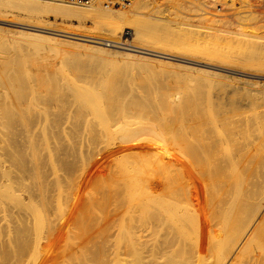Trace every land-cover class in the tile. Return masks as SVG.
Wrapping results in <instances>:
<instances>
[{
    "label": "bare ground",
    "instance_id": "bare-ground-1",
    "mask_svg": "<svg viewBox=\"0 0 264 264\" xmlns=\"http://www.w3.org/2000/svg\"><path fill=\"white\" fill-rule=\"evenodd\" d=\"M246 2L249 0H241L242 5ZM138 8L110 10L100 5L79 7L52 1L0 0V22L21 28L14 32L19 37L13 39V45L5 41L0 46L4 64L0 72V126L14 127L10 125L19 117L15 107H20L17 104L24 103L32 90L29 62L64 54L69 58L67 65L78 69L84 66L80 57L70 59L74 53L70 52V57L69 51L61 49L62 45L89 52L90 62L97 65L114 63L112 56L123 57L124 61L112 67L116 79H123L136 67L149 74L151 71L147 70L153 69L145 65V60H141L144 65L131 64L140 58L163 61L178 57L166 45L171 30L166 27L162 31L157 20L144 16ZM243 8L239 6V10ZM248 12L243 9L233 14L241 24L236 34L242 37L260 16L256 19L251 16L252 11ZM49 16L60 22L48 24L44 18ZM126 30L135 44L131 48L117 44ZM256 38L259 64L264 66V34L259 33ZM179 57L200 62L198 58ZM208 64L224 71L257 75L228 68L226 64ZM145 76L143 83L149 90L157 87V96L141 103L140 109L130 116L129 107L121 102L123 86L107 81L97 90L70 87L80 116L85 119V115L93 113L112 139L108 146L110 168L119 173L125 184L126 203L114 217L112 264H264V114L256 111L257 96L249 91L245 94L248 100L228 96L232 100L224 101L212 98V94L207 98L198 93L169 94L161 81ZM9 90L17 104L9 102ZM53 90L51 97L65 101L57 84H53ZM181 91L188 89L183 87ZM43 103H47V98ZM34 124V118L25 122L18 135H33ZM2 135L1 132L0 190L13 188V208L17 209L13 214L22 218L24 227L17 229L14 236L0 238V264H90L95 254L79 255L78 247H71L61 234L78 213L77 203L73 205L59 195V213L47 219L45 211L52 208L45 193H51V189L41 174V153L37 146H31V158L26 160L25 154L14 151L12 142H4ZM14 169L19 177L15 188L10 178ZM30 169L35 176L28 183L24 178ZM52 169L54 174L59 171L55 165ZM53 182L54 188L60 186L59 178ZM37 194L42 199L38 206L34 203ZM25 201L43 227H48L46 237L30 236L31 215L20 210L27 206Z\"/></svg>",
    "mask_w": 264,
    "mask_h": 264
},
{
    "label": "rangeland",
    "instance_id": "rangeland-1",
    "mask_svg": "<svg viewBox=\"0 0 264 264\" xmlns=\"http://www.w3.org/2000/svg\"><path fill=\"white\" fill-rule=\"evenodd\" d=\"M210 1L137 0L128 9L136 10V7H139L138 12L150 19L157 20L156 22L162 31L166 27L171 30L172 34L168 37L166 45L178 57L161 59L163 61L140 58L131 64H135V67L138 66L137 64L144 65V61L141 60H145V65H150L148 66L149 69H153L147 70V72L151 71L149 74L144 71L146 76H152L153 79L161 81L165 87L164 90H167L169 94L180 92V95L184 96L185 93L186 95L198 93L204 95V98L212 94L211 97L215 98L216 96V100L229 101L232 100V97L236 100H248V95L245 94L250 91L257 96L256 111L263 115L264 66L259 64L256 36L259 33L264 34V0H260L261 2L249 0V3L246 2L244 5H242L241 0H228L229 3L223 1L225 9L222 1L213 0L212 2H216L214 4ZM244 1L242 0V2ZM238 2L240 3L238 4ZM207 3L212 4H210L211 6L205 5ZM239 6L240 8L246 7L243 8L245 12H248L247 8H250L248 14L252 11L251 16L256 17V19L260 15L258 20H254L252 27L247 29L243 37L236 34L237 30L240 29L238 26L241 24L239 18L233 16V14L243 11V9L239 10ZM202 8L204 10H201ZM231 8H235L237 11L235 9L236 12L232 11ZM235 18L239 22L235 21ZM259 19L263 20V24ZM0 20H3V17L0 16ZM44 20L48 24L60 22L50 16ZM21 22L25 23V21ZM226 22L228 23L226 24ZM232 26L234 28L236 26V29ZM17 30H21V28L0 22V46L3 47L5 41L13 45V39L19 37L14 33ZM128 33L129 30H126L125 33L122 32L121 38L118 36V42L135 45L132 43V36ZM59 38L63 37L59 36ZM1 47L0 50L3 52ZM61 49L69 51V56L72 52L74 54L80 53V55L72 53L70 59L76 58V56L77 58L80 57L84 66L78 69L67 65L66 62L69 58L66 57L67 55L64 57V54H61L62 56L50 55L38 58L32 63L29 62L28 69L33 77L32 90L22 104H17L15 95L9 90V102L21 105L15 107V110H19V114H17L19 117L16 118L14 124L10 125L14 126L13 128L0 126V134L1 132L4 134L2 135L4 142H12L14 151L23 152L26 160L31 158V155L28 154L31 151V146H37L41 153L43 158L41 174H43L44 179L49 181L48 188L51 189V193H45V197H50L48 200L51 201L50 208H52L45 211L47 219H52L53 215L54 217L58 215L57 199L59 195L62 198H67L73 205L77 203L78 213H76L75 218L68 221L66 230L62 232L60 230L62 238H66L71 247L77 246L81 256L90 257L95 254V258L90 264H112L115 242L114 217L116 211L126 203L125 184L118 176L119 173L117 174V171L110 168L108 146L112 139L107 136L103 126L93 113L85 115V119L80 116L78 101L70 87L76 85L77 87L97 90L107 81V83L114 82L118 86H123L121 102L129 107L130 113L127 116L135 114L140 109L141 103L152 101L157 96L158 90L155 86L151 90L148 89L142 81L145 74L141 69H139L140 71L137 70L138 67L135 71H131L132 73L130 72L131 74L128 76L123 75V79H116L112 67L115 63L124 61L123 57L112 56L110 59L114 63L97 65L90 62L92 56L89 52L77 51L75 48L65 45H62ZM179 55L198 58L200 62H196L197 59L195 61L187 60L184 57H179ZM2 61L0 57V72L4 67ZM139 61L141 63H138ZM208 63L226 64L228 68L257 75H242L234 71H224ZM130 78H135V80L130 83L128 82ZM53 84H57L58 88L61 89L62 94L65 95V101L58 97H51L54 92ZM183 87H186L188 91H181ZM2 91L5 92L4 89ZM160 91L162 90L160 89ZM219 94L225 97L222 98ZM45 98H47L46 104L43 103ZM46 106L47 109L45 110ZM32 118L35 120L33 135L28 138L22 134L18 135L23 124ZM49 154H52L51 159L56 170H59L56 174L53 173L52 169L54 165H50ZM25 176L24 179L28 183L34 181L35 174L31 169ZM10 178L13 187H17L16 182L19 177L16 169L10 173ZM56 178H59L60 186L54 188L53 179L56 181ZM12 189L0 190V210H2L0 214V238L14 236L17 229L24 227L22 218L13 214V211H17V209L13 208L16 199L11 193ZM41 200L38 194L35 195L34 203L37 206L38 204L41 205ZM26 205L20 210L22 213L28 212L31 215L28 224L30 236L33 239L37 236L46 237L48 227L44 228L41 219L34 209H31L32 206L29 207L27 202ZM27 208L29 209L27 210ZM107 219H109L108 222H106ZM84 231H87L86 235L83 234ZM42 242L45 240L43 239ZM68 264L71 263L68 261Z\"/></svg>",
    "mask_w": 264,
    "mask_h": 264
},
{
    "label": "built area",
    "instance_id": "built-area-1",
    "mask_svg": "<svg viewBox=\"0 0 264 264\" xmlns=\"http://www.w3.org/2000/svg\"><path fill=\"white\" fill-rule=\"evenodd\" d=\"M64 4H70L79 7H91L93 5H100L110 10L127 9L132 6L137 0H46ZM118 45L122 47H132V44L119 42Z\"/></svg>",
    "mask_w": 264,
    "mask_h": 264
}]
</instances>
